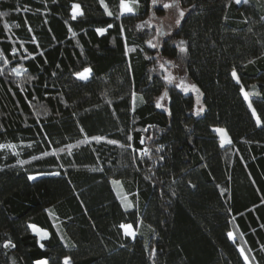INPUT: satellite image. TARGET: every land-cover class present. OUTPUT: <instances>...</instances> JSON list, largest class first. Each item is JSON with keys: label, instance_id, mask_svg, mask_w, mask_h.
I'll list each match as a JSON object with an SVG mask.
<instances>
[{"label": "trees", "instance_id": "trees-1", "mask_svg": "<svg viewBox=\"0 0 264 264\" xmlns=\"http://www.w3.org/2000/svg\"><path fill=\"white\" fill-rule=\"evenodd\" d=\"M176 2L167 33L151 0L118 19L119 0L113 17L99 0H0V145H14L0 148V264H245L240 247L264 264V0ZM165 65L198 87L200 115Z\"/></svg>", "mask_w": 264, "mask_h": 264}, {"label": "snow or ice", "instance_id": "snow-or-ice-1", "mask_svg": "<svg viewBox=\"0 0 264 264\" xmlns=\"http://www.w3.org/2000/svg\"><path fill=\"white\" fill-rule=\"evenodd\" d=\"M151 2H152L153 6H156L160 2V0H151ZM234 2L236 4H240L241 2L247 4L248 0H234ZM138 3H139V0H131V2H129V0H119L118 8H119L120 11H119V15H117L116 18L118 19L120 15L132 14L133 11H134V9L132 7V4H138ZM99 4H100L101 7L104 8V11L107 14V16H109V17H113L114 16V13L109 10V5L107 3H105V0H99ZM176 6H177L176 3H163L162 4V8L163 9H170V8H174ZM193 7H195V5H193ZM72 9H73V14L71 16V19L76 20L78 16L82 17L84 15V12L82 11L81 6L79 4H73L72 5ZM0 15H4V14L0 13ZM179 17L180 18L175 21L177 27L180 26L181 20L185 17V11L184 10H180L179 11ZM262 19H264V18H262ZM17 26H19V25H17ZM113 26L114 25L110 23V24L107 25V28H104V27L97 28L96 32L99 35H104L107 32V30L109 28H112ZM29 31H31V28H29ZM121 32H123V26L122 25H121ZM73 35H75V33H73ZM184 43H185L184 41L180 42V51L181 52H185L187 50L183 46ZM148 44H149L150 47H153V48H155L157 46L156 44H153L151 41H148ZM14 54H15V49H13V55ZM3 55H4L3 51H0V57H3ZM4 63L8 64L9 61L5 58L4 59ZM13 71L16 72L17 75H20L19 70L14 68ZM90 73H91V69H84L83 72H78L75 75L77 76L78 79L87 80L89 78ZM0 74H2V70H0ZM231 75H232L233 79L236 80V83L239 84L240 80H239L235 70L232 71ZM169 83H171V80H169ZM189 90L198 91V89H196L195 85L185 86L183 88V91H185V92H188ZM241 92L244 94V99L246 101H248V107L252 110V115L254 117H256V126L257 127H261L262 126L261 119H260L259 116H257L256 110L252 107V102L249 99V94L247 92H245L243 88H241ZM254 94L255 95H259V93H254ZM164 96H167V92L164 93ZM160 99H163V96ZM156 107L160 108V107H162V105L159 102H157L156 103ZM202 111H203V109H200L195 114L199 115V112H202ZM81 131H83V129H81ZM215 131L221 135V145H220L221 147H223L225 143H231V140L228 138L227 132L224 129H216ZM94 139L99 141L101 138L100 137H94ZM128 139H131V137H128ZM108 143L109 144H115L117 142L114 141V140H109ZM141 143H143V141H141ZM4 147H14V145H8V146L0 145V148H4ZM158 151H159V149H158ZM145 154L147 155V150H145ZM160 159L163 160L164 157L161 156ZM50 174H52V175H60V173H50ZM28 179L29 180H35L36 177L35 176H29ZM28 227L30 229H32L40 237L41 240L50 238V234L47 231L38 229L35 225H28ZM121 228L124 229V232H125L126 236H130V237H134L135 236V232L132 230L131 225H121ZM228 238L233 240V242H235V237H234L233 233L229 232L228 233ZM39 246L41 248H44V244L43 243H40ZM9 247H12V248L15 247V245L12 243V241L10 239L5 241V243L3 244V248L7 249ZM152 251H153V254H154L155 250L153 249ZM239 252H240V255L243 257V259L245 261V264H250L249 257L245 254L244 249L240 248ZM35 264H48V262H47V260H38V261L35 262ZM63 264H70V259L66 257L64 259Z\"/></svg>", "mask_w": 264, "mask_h": 264}, {"label": "rangeland", "instance_id": "rangeland-1", "mask_svg": "<svg viewBox=\"0 0 264 264\" xmlns=\"http://www.w3.org/2000/svg\"><path fill=\"white\" fill-rule=\"evenodd\" d=\"M159 3H161V4H163V3H176L177 4V6L174 7V8L165 9V15L162 16L161 19H156V20H154V21L151 22V26H155L157 30H159V29H161L163 27V29H165V31L167 33H171L177 27L175 21L180 18L179 17V11L182 10V9L180 8V6L176 2V0H160ZM72 14H73V10H72ZM156 40H157V38H156ZM164 68H166V70H167V78H168V80H171L172 83H175L182 91H183V88L185 86L195 85L187 77L186 71L184 70L183 67L177 65V66H175L173 68H168L165 65ZM90 75H91V73H90ZM90 75H89V77H90ZM84 81H86V80H84ZM196 89H198L197 86H196ZM183 92H185V91H183ZM185 93H191V94L194 95L195 100H196L195 113H197L200 109H203V107H202V97H201V94H200L199 89H198V91H196V90H189L188 92H185ZM201 113L202 112H199V115ZM219 137L221 138V135L220 134H219ZM229 144L230 143H225L224 145H229ZM116 187H117L116 188L117 189V194H118L120 200L122 201L124 207H129L131 205V201L129 200V197L125 194L122 186L119 183H117ZM28 225H32V224L27 223V222H21L20 223V225H19V232H20V234H22V235H25V234H34V235H37L32 229H30L28 227ZM36 227L38 229H41L38 226H36ZM41 230H43V229H41ZM132 230L135 232V236H136V231L133 229V227H132ZM135 236L134 237H130L129 236V237L132 238V239H134ZM38 238L40 239L39 236H38ZM40 241H42V240L40 239ZM245 254H246V252H245ZM249 261H250V259H249ZM250 264H252L251 261H250Z\"/></svg>", "mask_w": 264, "mask_h": 264}]
</instances>
